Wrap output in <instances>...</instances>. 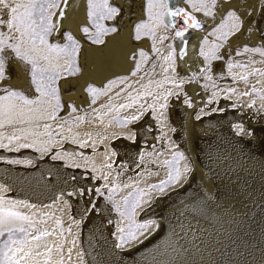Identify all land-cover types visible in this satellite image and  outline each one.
<instances>
[{
  "label": "bare ground",
  "instance_id": "bare-ground-1",
  "mask_svg": "<svg viewBox=\"0 0 264 264\" xmlns=\"http://www.w3.org/2000/svg\"><path fill=\"white\" fill-rule=\"evenodd\" d=\"M84 1L68 0L66 6L62 4L65 16L60 21L58 38L63 37L65 29L81 37L79 26L84 21ZM113 1L121 9L120 20L116 22L119 25L118 32L101 47H83L86 57L95 55L93 61L84 64L83 74L99 76L98 84L101 87L107 86L109 81H116L110 78L109 71L105 72L107 64L104 57L117 59L116 61L120 59V63H124L131 43L134 45L131 38L134 26L142 20H148L146 0ZM222 1L224 0H218L214 18L194 12L202 22V27L192 28V33L183 42L176 36L175 29L169 26L170 16L164 17V24L168 27L160 25L156 30V39H152V47L155 44L159 49L158 52L154 50V54L159 55L156 74L160 76L159 83L164 85L158 89H163L167 87L168 80L186 81L189 78L188 70L191 71L195 65L203 66L205 71L209 63L205 61L204 64L198 58L204 37L208 36L209 40L208 45H203L205 51L212 42L222 44L216 40L215 35L208 33L220 23L227 10L235 11L240 17L239 24L243 25L241 30L234 31L230 39L234 46L228 43L224 49L220 48V59L212 60L213 72L209 69L210 73L207 71L203 74L201 92L196 93L195 84L183 85L187 94L194 97L195 106L192 110L188 111L178 102L172 103V98H167L170 107L166 122L175 124V137L185 151L187 149L188 163L194 172L188 175L181 189L164 198L158 196L155 206L138 214L139 221H160L158 234L142 243L143 251L122 254L120 249L118 262L114 257V250L108 244L112 241L111 235L104 231L108 226L100 222L111 216L110 210L102 207L100 213H95L101 202L95 199L91 201L89 191L93 182L84 176L89 174L93 163L84 142L93 139V135L86 137L84 130L68 133L67 138L76 136L80 148L68 142L59 151V148H54V144L49 142L51 137L43 128V122L49 121L48 114L51 112L46 109L48 104L35 107L39 108V112L28 113L23 104L16 100L11 117H0L3 122V127H0V145H5L0 147V205L14 207L31 218V225L24 222V226L27 225L31 230L28 235L29 243L24 251L31 250L32 255L24 260L26 264H58V249L65 256L70 254L71 259L66 261L68 264H75L78 258L75 251L80 246L84 248L89 264H264V99L252 103L253 93L248 83L264 74V55H261V51H264V0ZM253 24L254 33L248 35V27ZM162 36L167 37L163 43L160 42ZM151 49L149 47V52ZM118 50L120 54L117 53ZM173 50L174 64L164 59ZM147 51L144 50L145 53ZM151 59H154L153 54ZM143 61L144 58L141 57L139 64ZM7 70L9 78L6 81L11 86L28 90L22 64L11 61ZM175 70L179 72L176 73ZM132 72L120 66V79L126 78L121 79L120 94L113 97L112 93L100 96L98 106L105 113L109 109L122 115L134 114L132 101L139 100L141 103L144 97L152 96L150 94L153 90L144 85H155V77L139 71L132 75ZM218 72H225L226 78L212 83L209 77ZM244 80L248 82L244 83ZM254 82L255 85H260L258 87L264 93V77ZM227 83L230 84L224 89L223 85ZM206 84L214 86L207 87ZM67 86L69 90L65 98L79 99L83 83L76 81ZM122 86L126 88L123 92ZM233 87L237 93L231 97L240 101L244 111L241 119L228 109L225 114L196 118V115L204 111H197L201 104L205 108L208 106L207 110L212 107L214 110H221V106L234 104L228 99L230 96L227 92ZM208 95L213 100L212 103H209ZM104 98L110 101H104ZM161 98L166 99L165 95ZM235 104L238 105L237 102ZM252 105L257 107L258 112L251 111ZM10 119L14 120L11 122ZM100 120L102 125L108 122L106 117H101ZM62 123V120L56 121L58 127L63 125V129L67 131L68 128ZM232 123L237 126L241 135L248 136L254 130L253 135L248 138L227 137L231 136L229 131ZM145 124L146 122H142L138 125L140 140L152 137V133L144 128ZM117 133L119 134L115 131L110 138L97 134V144H102L100 149L105 150L107 156H116L117 161H125L131 170L136 167L134 162L138 157L137 146L125 143L118 138ZM10 137L18 139L10 140ZM22 140L31 143L30 147H21ZM130 148L132 149L129 151ZM105 152L95 159L99 164L97 169H104L107 164L103 156ZM79 155L81 158L77 159ZM231 155L237 157L232 158ZM189 156L193 159V165ZM17 164L27 165V169H18ZM141 167L142 165L136 167L135 172H139ZM150 167L154 168L156 165L151 164L146 168ZM158 176L154 174L150 178L156 179ZM58 216L63 219L64 229L56 221ZM40 231H47L50 235L39 241L32 240Z\"/></svg>",
  "mask_w": 264,
  "mask_h": 264
},
{
  "label": "rangeland",
  "instance_id": "rangeland-1",
  "mask_svg": "<svg viewBox=\"0 0 264 264\" xmlns=\"http://www.w3.org/2000/svg\"><path fill=\"white\" fill-rule=\"evenodd\" d=\"M184 1L185 3L182 0H170V8L173 5H175L176 7L184 8L187 11H192V9L187 5L186 0ZM110 2L113 3L115 6H118L116 5L115 1L110 0ZM222 2L226 3L225 0ZM229 2L231 1L229 0ZM84 3H85V11L83 14L84 21L79 26V33H80L79 35L81 37L75 35L69 29L64 30V32H71L73 36L80 42L81 48L77 57V66L79 67L80 71L72 76L64 74L57 81L56 86L59 88L61 107L55 111V118L53 119L52 114H53L55 101L54 100L51 101L52 105L51 104L47 105L46 109H48L51 112L50 114H48L49 121L45 123L43 122L44 125L43 128L45 133L51 137L49 142L54 144V148L56 149L59 148V151H61L62 147L68 142H71V144H74L80 148V142L78 139L76 140V136H73V138H67L66 135L68 133H78L79 131L84 130L86 137H90L93 135V139L84 142L90 152L89 157L93 162L88 172L89 174H84V176H86L88 179H91V181L93 182L92 189L89 191L90 196H92L90 198L91 201L93 202V199H95L101 202V206L99 205L98 209L95 210V213H100L102 207L104 208L106 207L110 210L111 216L108 217V219L105 217L104 220L102 219L100 223H103L105 224V226H108L105 227L106 229H104L105 232L111 235L110 238L112 241L108 242V244L111 246V250L112 251L114 250V257H116V261L120 262V255H119L120 249L122 250L121 251L122 254L130 253V252H141L143 251L141 250L142 243L149 241L153 236L155 237L159 232L157 231L160 224V221L158 219L157 221L153 219L152 220L147 219L146 221H139L137 218L138 214L143 212L145 209H149L155 206L158 196L159 198H164L165 196L167 197L173 195L175 191L181 189V187L184 186L188 175L190 176V174L192 175V173L194 172L191 171V168L189 166L190 164L188 163L189 159L187 158V152H186L187 149L185 151V149L179 144L178 139L175 137V131L177 130L175 124L173 122H171V124L166 122L170 107L168 105V99L172 98L171 99L172 103L176 101L188 111L192 110L195 106L194 97L193 95L187 94L184 86L187 84H195L197 86L196 93L199 94L202 90L201 78L203 77V74L205 75V73H207L209 69L211 72H213L212 70L213 62L211 61L209 63L208 61H206L209 63V66L205 68V71L203 66L201 67L195 65L191 68V71L188 70L189 74L187 75V77L189 78L186 81L168 80L166 88L158 89V87H164V85H162V82L159 83L160 78L158 77L160 76L156 74V71L159 68V66L156 65V62H158L159 64L158 61L159 55H157V53L154 54L155 51L152 47V38L148 36H142L140 40H136L134 39V32H133L131 38L134 41V45L133 43H131L132 45H130L129 47L130 52L126 55L124 63H120V59L116 61L117 59L111 60L108 57H104L105 59L104 62L107 64L106 66L107 69L105 68V72L108 73L109 71L110 78L116 79V81L114 83V86L110 88H106V86L101 87L98 84L99 76L96 77V75L94 76L86 75L83 74L82 71V68L85 66L84 64H86V62L93 61L95 56L92 54L86 57L84 55L85 53L83 52L84 49L83 47L87 46L88 48L93 49V48L101 47L103 45V44L100 45L93 44L87 38V36L82 31H80L81 27L83 26L87 25L91 27V25L88 24V19H87L86 0L84 1ZM146 7H147V2H146ZM193 14L198 18V16L195 13ZM219 16L221 18L220 14ZM172 18L173 17L170 16L169 26L175 29V32L185 27L183 23V18L181 16L174 17L175 21H172ZM55 19L56 18H54V20ZM119 20H120V14L114 20L105 21V25L108 27H113V26L116 27L118 32L119 25L116 22ZM254 26L255 24L248 27V33H249L248 35H252L254 33ZM242 27L243 25H240L239 30H241ZM0 30L7 32V28H0ZM192 31H193L192 28H189L186 32H184L183 38L179 37L180 42L181 41L183 42L184 39L188 38L189 35L192 33ZM117 32L111 33L108 36L104 37L105 42L107 41L108 38H112L114 35H116ZM58 37H59L58 32L54 31L52 35L49 37V43H59V44L66 43V39L64 37H62L61 39ZM232 37L233 35H230L227 41H221L223 45L221 48L224 49V47L228 45V43L231 46H234V44L230 43V39ZM169 46L172 47V44L170 42H169ZM149 47L152 48L150 52H149ZM141 49L143 51L148 50L147 51L148 53H146L147 59H144L142 64H139L140 65L139 72L154 76L155 78L153 80L157 81V83L154 82L155 85H151L150 87H147V84L144 85L145 88H151L153 90L152 94H150L152 96H149L148 98L144 97L141 103L139 100H138L139 102L133 100L132 105L135 107L134 114L122 115L118 111H114V110L110 111L109 109L105 113L101 109V106L100 105L98 106V103H100V96H105L112 93L111 96L113 97L120 94V86H121L120 82L122 81L120 79V66L125 67L126 69H128V71L130 70V72L134 71L136 68V64L139 63V59L141 58V56L139 55V51ZM117 53L120 54V50H118ZM152 54L154 56L153 59L154 62L151 59ZM0 55H3L5 57V78L0 80V97L7 96L10 91H17V92H22L28 99H32V100L37 99V97H39L40 94L36 92L35 85H33L31 82V74H30L31 66L19 60L11 49H6L5 52ZM220 55L222 56V54ZM198 58L200 61L201 60L203 61L202 63L205 64V59L203 56L198 54ZM11 61L18 62L24 66L25 78L28 85V90H25L17 86H11L6 81L9 78L7 68H9V64L11 63ZM60 63L63 64L64 61H60ZM175 72L177 73L179 71L175 70ZM208 73L210 72L208 71ZM229 75L231 76L230 72ZM106 76L107 75H105V77ZM261 77H264V74L258 75L257 78H255L253 81L250 82L244 80V83L247 82L249 83L250 89L253 93L252 103H256L257 101L263 100L262 97H264V93L262 92V89L258 87L260 85L254 84L255 83L254 81H256V79H259ZM225 78H226L225 72L224 73L218 72V74L216 75L212 73V77H210V81H212V83H217L219 82L218 80L223 81ZM107 80L108 78L104 79V81ZM76 81H79V83L80 82L83 83V92L79 94V99L75 100L72 98H65L67 90H69V87L67 85H70V83L72 84ZM158 83L159 85L157 86ZM229 84L230 83L223 85V88L225 89V87H228ZM89 85H92L98 89H104L105 91L101 93H97L95 96H93L91 93L87 91ZM206 85L207 87L214 86L208 84ZM124 89L126 88L123 87L121 89V92L125 91ZM211 90L212 88H210L209 91ZM227 92L229 93L230 97L237 93L234 87L229 88ZM163 95H165L166 97L165 100H162L163 98H161V96ZM230 97L227 98L230 99L234 104L228 106H221L220 107L221 110H214L215 109L214 107L207 110L208 106H206L205 108L201 104V107H199L197 111H203V110L204 111L201 112L199 115H196V118L203 119L205 117L212 116L217 113L225 114L227 113V109H228L231 112H234V114H236V117L238 116V118L241 119L244 111L240 106V101L237 100L236 97L235 100L232 99V97L231 98ZM207 98L208 100H210L209 103H212L213 100L211 99V97H209V95ZM93 99H95V103H93ZM104 101L109 102L110 100L104 98ZM20 102L23 104L22 101ZM235 102H237L238 105L235 104ZM22 106H24L27 109L28 113H31L28 110L29 107L33 109H35V107H40V105L28 106L24 104ZM250 107L252 110L250 109ZM250 107L249 110L251 111H255L257 109V107L254 108L253 105ZM256 111L258 112V110ZM101 117L103 118L106 117L108 122L102 125V122L100 120ZM133 117H138V119H133ZM13 120L14 119H10L11 122ZM58 120L63 121L62 124H64L68 128L67 131L63 129V125H60L59 127L57 126L56 121ZM142 122L143 124L146 122L144 128L152 133V137L149 138L148 140H140L138 125H140ZM46 124L49 125L50 127L45 128ZM233 124L234 123L231 124L232 132H230L231 130L229 131V133H231L230 134L231 136H227V137L248 138V136L251 137L254 133L253 130L252 133L249 134L248 136H243L241 135V132L237 130V126ZM115 131L119 132V134L117 133L119 135L118 138L123 139L125 143L129 145L135 144L137 146L136 151L138 157H136L134 163L136 167L142 165L141 170L139 172L137 173L135 172L136 167L130 170L128 164H126L125 161L122 160L117 161L116 156L113 157L107 156V152H105V150L100 149L102 144H97L98 141L97 134L103 135L104 138H110L111 135H114ZM49 133H51V135H49ZM30 144L31 143H28L27 140H24L22 145H30ZM81 147L84 149L83 146ZM23 148H29V147H23ZM131 149L132 148H130L129 151ZM104 152L105 154L103 156H105L104 160L107 162V164H105L104 169L101 168L97 169L99 164L95 162V159L99 157L98 155L100 153H104ZM178 154H182L183 158L180 159ZM189 157L193 165V159L191 156ZM231 157L236 158L237 156L231 155ZM80 158L81 157L79 155L77 159ZM58 161H60V159ZM166 161L172 162L171 165L165 163ZM231 161L232 159L230 158L229 162ZM151 164L156 165V167L146 168L149 167ZM26 166L27 165L24 164L16 165L18 169H25V168L27 169ZM155 168H158L159 171L156 170ZM175 168H179L180 171L179 180L175 182H169L167 184H161L162 181L169 180V175L170 173L174 174ZM129 172H132V174H130ZM154 174L155 175L158 174L159 175L158 178L156 179L150 178L154 176ZM114 186L116 187L117 190L115 191V193H112L110 189H112ZM161 188L163 189L162 191ZM97 189L100 190L99 193L96 191ZM130 193L132 194L131 196L129 195ZM141 193H143V195H141ZM125 198H128L130 205L136 201L139 202L140 206L137 207L134 212V223L135 224L148 223L149 227L147 229L134 228L133 230L136 232L137 239L135 240L128 239V241L126 243H123L122 246H118L121 245V241L119 238L122 235L119 229L124 228L127 232L128 226L133 223V221H130L126 216H122L120 214V212H123L125 210V204H124ZM117 208H119V211H117ZM56 221H59L58 225H60V227L64 229L63 219L60 216L56 218ZM25 227H27V225H25ZM30 231L31 230L28 228L29 234ZM39 233H41V231ZM39 233L36 235H39ZM47 236L49 235L43 236L40 240H42ZM5 238L6 236L0 239H5ZM74 244H76V242H74ZM106 246L108 245L106 244ZM57 251H59L58 252L59 257L57 259L59 260L58 264H68V262L66 261L71 259V257L69 256L70 254L68 256L67 255L65 256L64 253H62L61 249H58ZM20 255H23V253H20ZM75 255L78 257L77 260L75 261V264H89V261L85 254V250L82 246H80L79 250L75 251ZM21 264H26V263L24 262V260H22Z\"/></svg>",
  "mask_w": 264,
  "mask_h": 264
},
{
  "label": "snow or ice",
  "instance_id": "snow-or-ice-1",
  "mask_svg": "<svg viewBox=\"0 0 264 264\" xmlns=\"http://www.w3.org/2000/svg\"><path fill=\"white\" fill-rule=\"evenodd\" d=\"M62 2L66 6L68 0H0V28H7V32L0 30V54L4 53L6 49H11L19 60L30 65L31 82L35 85L36 92L40 94L37 99L32 100L28 99L22 92L10 91L7 96L0 97V117H11L16 100H20L28 106L51 104V101L54 100L53 119L55 118V111L61 107L59 88L56 86L57 81L64 74L72 76L80 71L77 66V57L81 48L79 40L71 32L62 33L66 43H49V37L54 31H59L60 21L65 16L64 9L61 7ZM225 2L228 3L229 0H225ZM169 3L170 0H147L146 13L148 20H142L134 26V39L140 40L142 36H148L155 40L157 28L162 24L168 27L167 24H164L165 16H181L183 18L185 27L176 32L177 37H183L184 32L189 28L202 27V22L197 19L193 14L194 12L202 13L204 17L214 18L216 15L214 10L218 6V0H186L187 5L192 9V11H187L175 5L170 8ZM86 4L88 24L91 27L83 26L80 31L93 44H104V37L117 32L116 27L106 26L105 21L116 19L121 9L111 3L110 0H86ZM54 18L56 19L54 20ZM239 20L240 17L235 11L227 10L220 23L208 35H215L216 40L219 41H227L228 37L234 34V31H239ZM165 39H167L166 36L160 37V42L163 43ZM208 44V36H205L200 55L209 63L212 60L220 59L218 52L223 45L212 42L208 50L205 51L203 45ZM153 49L159 51L155 44H153ZM245 51H248V49L245 48ZM255 51L260 50L255 49ZM139 55L147 59V54L142 49L139 51ZM261 55H264V51H261ZM164 59L172 61L174 64V50L169 52ZM60 61H64V63L61 64ZM229 67H232V65H229ZM139 70L140 65L137 63L132 75H135ZM4 78L5 57L0 55V80ZM241 78L246 79V77ZM114 83L115 81H109L106 88H110ZM87 91L95 96L105 90L89 85ZM93 103H95V99H93ZM121 107H124V105H121ZM28 110L39 112V108L29 107ZM133 119H138V117H133ZM0 127H3L2 121H0ZM49 127V125H45V128ZM9 139H18V137H10ZM4 146L0 145V147ZM21 147H30V145H21ZM178 155L180 159L183 158L182 154ZM165 163L171 165L172 162L166 161ZM179 178V168H175L174 174L170 173L169 180L162 181L161 184L175 182ZM116 190L115 186L110 189L112 193H115ZM96 191L99 193L100 190L97 189ZM124 204L125 210L120 214L126 216L133 223L128 226L127 232L124 228L119 229L122 235L119 238L121 245L118 246H122L128 239H137L134 228L147 229L149 227L148 223H134L135 209L140 206L138 201L130 205L128 198H125ZM117 211H119V208H117ZM24 222L29 225L32 224L29 216L15 210L14 207L0 205V238L6 236L5 239H0V264H21L22 260L32 255L31 250L24 251L29 243L28 228L24 226ZM46 235H50V233L41 232L39 235L33 236L32 240L39 241ZM48 251L51 252V249H48ZM20 253H23V255H20ZM36 254L40 255V253Z\"/></svg>",
  "mask_w": 264,
  "mask_h": 264
},
{
  "label": "water",
  "instance_id": "water-1",
  "mask_svg": "<svg viewBox=\"0 0 264 264\" xmlns=\"http://www.w3.org/2000/svg\"><path fill=\"white\" fill-rule=\"evenodd\" d=\"M198 19V18H197ZM172 21H175L174 17L172 18ZM183 38V37H182ZM183 40V39H182Z\"/></svg>",
  "mask_w": 264,
  "mask_h": 264
}]
</instances>
